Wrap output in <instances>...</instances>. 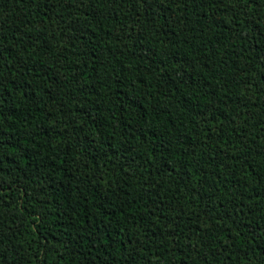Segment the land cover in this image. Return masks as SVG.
I'll use <instances>...</instances> for the list:
<instances>
[{
	"label": "trees",
	"instance_id": "1",
	"mask_svg": "<svg viewBox=\"0 0 264 264\" xmlns=\"http://www.w3.org/2000/svg\"><path fill=\"white\" fill-rule=\"evenodd\" d=\"M0 264H264V0H0Z\"/></svg>",
	"mask_w": 264,
	"mask_h": 264
}]
</instances>
